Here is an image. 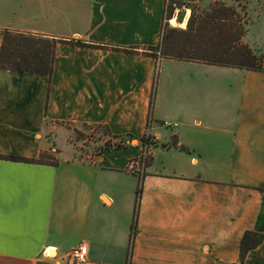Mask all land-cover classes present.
I'll use <instances>...</instances> for the list:
<instances>
[{
    "label": "crops",
    "instance_id": "crops-1",
    "mask_svg": "<svg viewBox=\"0 0 264 264\" xmlns=\"http://www.w3.org/2000/svg\"><path fill=\"white\" fill-rule=\"evenodd\" d=\"M216 1L0 0V44L61 41L49 78L0 69V156L36 159L65 125L121 140L86 160L0 157V264H66L79 244L89 264H264V71L142 53ZM247 231L262 240L240 261Z\"/></svg>",
    "mask_w": 264,
    "mask_h": 264
},
{
    "label": "trees",
    "instance_id": "trees-1",
    "mask_svg": "<svg viewBox=\"0 0 264 264\" xmlns=\"http://www.w3.org/2000/svg\"><path fill=\"white\" fill-rule=\"evenodd\" d=\"M191 15L186 29L164 26L156 46L148 47L142 53L148 56L159 55L180 60L201 61L208 64L263 70L256 64L257 58L248 46L241 42L244 35L243 23L236 16L235 9L222 2H214L205 12H198L194 5H189ZM172 7L168 6V14ZM0 69L26 72L50 77L55 46L60 40L48 36L4 30L1 33ZM71 43L81 47H99L80 41ZM135 53L133 49H123ZM93 128L98 134L93 138L94 147L91 155H97L111 147L120 146L121 140L111 142L107 130L99 125H83ZM102 136L107 139L102 140ZM142 140V139H141ZM11 161L27 163H52L44 161L41 153L38 158L0 156ZM146 163L148 160L145 161ZM140 192V189L138 190ZM262 240L258 233L247 231L239 242V260L246 252L255 248Z\"/></svg>",
    "mask_w": 264,
    "mask_h": 264
},
{
    "label": "rangeland",
    "instance_id": "rangeland-1",
    "mask_svg": "<svg viewBox=\"0 0 264 264\" xmlns=\"http://www.w3.org/2000/svg\"><path fill=\"white\" fill-rule=\"evenodd\" d=\"M218 2L235 9L236 17L245 21L243 40L258 59L256 64L264 67V0H218ZM205 9H198V12H205ZM178 16L181 18L180 14ZM93 130V128L76 124L65 125L59 131L47 134L45 138L48 150L43 154L45 156L43 160L51 162L55 157L88 159L95 145L92 140L98 136ZM104 139L106 138L102 136V140Z\"/></svg>",
    "mask_w": 264,
    "mask_h": 264
},
{
    "label": "built area",
    "instance_id": "built-area-1",
    "mask_svg": "<svg viewBox=\"0 0 264 264\" xmlns=\"http://www.w3.org/2000/svg\"><path fill=\"white\" fill-rule=\"evenodd\" d=\"M150 124L151 123L149 122L147 130L142 137V143L144 146L143 154L139 159L131 160L129 162L128 168L130 171L137 172V173L141 172L143 165L146 161V158L149 154V149H150L149 147H150L151 141H152L151 134L149 132ZM160 124L163 127L169 128V129H173V128H176L178 126L177 122L168 121V120H163V121H161ZM48 255H49V253H48ZM64 261L66 264H89L88 247L84 244H79L78 246L70 249L66 253V255L64 257Z\"/></svg>",
    "mask_w": 264,
    "mask_h": 264
},
{
    "label": "bare ground",
    "instance_id": "bare-ground-1",
    "mask_svg": "<svg viewBox=\"0 0 264 264\" xmlns=\"http://www.w3.org/2000/svg\"><path fill=\"white\" fill-rule=\"evenodd\" d=\"M53 252H54L53 249H48V253H49V255L53 256V255H54Z\"/></svg>",
    "mask_w": 264,
    "mask_h": 264
}]
</instances>
